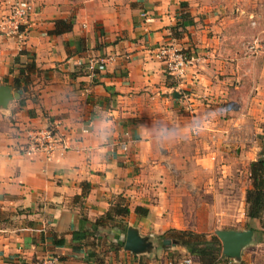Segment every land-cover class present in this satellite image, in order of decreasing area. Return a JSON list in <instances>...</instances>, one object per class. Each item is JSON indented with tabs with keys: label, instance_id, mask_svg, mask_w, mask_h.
Listing matches in <instances>:
<instances>
[{
	"label": "crops",
	"instance_id": "1",
	"mask_svg": "<svg viewBox=\"0 0 264 264\" xmlns=\"http://www.w3.org/2000/svg\"><path fill=\"white\" fill-rule=\"evenodd\" d=\"M16 1L31 8L21 37L0 33V85L19 94L0 107V264H182L167 231L247 223L255 240L227 264H264L245 200L249 163L264 159V0H0V18ZM57 20L71 28L54 32ZM163 47L190 58L182 76ZM17 56L35 64L25 90ZM52 123L63 148L23 155L22 131ZM122 205L127 226L159 240L150 256L120 246V217L95 224Z\"/></svg>",
	"mask_w": 264,
	"mask_h": 264
},
{
	"label": "trees",
	"instance_id": "2",
	"mask_svg": "<svg viewBox=\"0 0 264 264\" xmlns=\"http://www.w3.org/2000/svg\"><path fill=\"white\" fill-rule=\"evenodd\" d=\"M186 16V15H184ZM188 18V16H186ZM176 27H181V23H177ZM71 28V22L64 20L55 21L54 32H61L63 30H69ZM181 31L173 32V35L180 36ZM19 54H26L25 50H21ZM28 63H20L19 57L15 58L17 66V75L13 78V85L19 90H25L27 83L30 80L31 74L35 70V64L33 57ZM13 70L10 69L9 73ZM249 177L251 180V186L246 190V216L248 219H259L261 220V227L264 231V221L262 216L264 213V159H257L249 163ZM135 212L140 215L147 213V208L136 206ZM129 213V209L126 205L121 207L115 206L109 209L103 216L95 221V224H101L108 220H114L115 217H120V223L123 224V229L126 230L127 224L124 222V217ZM246 228H250L256 231L250 223L246 224ZM166 235V236H165ZM164 236L170 240L169 246L172 244L177 249L184 250L190 255L196 257L198 264H220L227 263L230 261L228 258H221V243L215 235L207 237L203 233H197L191 230H169ZM73 238H76V233L73 234ZM62 243V240L59 241ZM120 246H123V241L120 242ZM165 245V247H169ZM182 260V259H181ZM183 264V263H182Z\"/></svg>",
	"mask_w": 264,
	"mask_h": 264
},
{
	"label": "built area",
	"instance_id": "3",
	"mask_svg": "<svg viewBox=\"0 0 264 264\" xmlns=\"http://www.w3.org/2000/svg\"><path fill=\"white\" fill-rule=\"evenodd\" d=\"M30 3L16 1L12 4L8 13L0 18V33L5 36L21 37L25 32L27 16L30 12ZM159 55L165 60V70L172 77H180L184 74L190 58L181 50L173 47L162 48ZM106 60L92 59L87 63L89 71H101L105 68ZM23 134V142L19 146L20 152L28 157L41 155L45 159L52 157L59 149L60 137L55 123L45 127H27ZM63 148V147H61ZM183 264H194L191 257L182 259ZM40 264H60L54 258L45 259Z\"/></svg>",
	"mask_w": 264,
	"mask_h": 264
},
{
	"label": "water",
	"instance_id": "4",
	"mask_svg": "<svg viewBox=\"0 0 264 264\" xmlns=\"http://www.w3.org/2000/svg\"><path fill=\"white\" fill-rule=\"evenodd\" d=\"M19 94L12 93L11 88L6 85H0V107H6L7 104L17 99ZM216 237L221 243V258H228L233 262H240L242 250L255 240L252 229H217L214 231ZM159 242L149 235L140 234L137 227L128 225L123 249L134 254H145L150 256L156 251ZM163 245H169V239L162 240Z\"/></svg>",
	"mask_w": 264,
	"mask_h": 264
},
{
	"label": "rangeland",
	"instance_id": "5",
	"mask_svg": "<svg viewBox=\"0 0 264 264\" xmlns=\"http://www.w3.org/2000/svg\"><path fill=\"white\" fill-rule=\"evenodd\" d=\"M262 151H264V146H263V149L261 150V152ZM195 232V231H194ZM198 233V232H197ZM199 233H202V232H199ZM203 234H205L207 237H210L211 235H215V232H213L212 234H208V233H203ZM216 236V235H215ZM157 240V239H156ZM159 241V240H158ZM167 246H169V245H167ZM166 249V248H165ZM168 249V248H167ZM167 251H169V250H167ZM175 252V255H178L177 256V258H179V259H183L184 257H187V256H189V257H191L192 258V260H193V262H194V264H198V261H197V259H196V257H194V256H192V255H190L188 252H186V251H184V250H181V252L179 251V250H174ZM220 264H225V263H220ZM227 264V263H226Z\"/></svg>",
	"mask_w": 264,
	"mask_h": 264
},
{
	"label": "clouds",
	"instance_id": "6",
	"mask_svg": "<svg viewBox=\"0 0 264 264\" xmlns=\"http://www.w3.org/2000/svg\"><path fill=\"white\" fill-rule=\"evenodd\" d=\"M194 128L196 131L200 130V126L199 125H194ZM171 135L170 132H165V131H161L157 134L156 139L158 140L159 144L161 146H163L165 144V142L168 140L169 136Z\"/></svg>",
	"mask_w": 264,
	"mask_h": 264
}]
</instances>
